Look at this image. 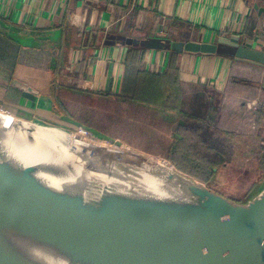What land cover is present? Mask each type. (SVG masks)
I'll return each instance as SVG.
<instances>
[{
	"label": "water",
	"instance_id": "obj_1",
	"mask_svg": "<svg viewBox=\"0 0 264 264\" xmlns=\"http://www.w3.org/2000/svg\"><path fill=\"white\" fill-rule=\"evenodd\" d=\"M135 43L264 67L236 37ZM62 117L82 134L0 111V264H264V183L232 200Z\"/></svg>",
	"mask_w": 264,
	"mask_h": 264
},
{
	"label": "crops",
	"instance_id": "obj_2",
	"mask_svg": "<svg viewBox=\"0 0 264 264\" xmlns=\"http://www.w3.org/2000/svg\"><path fill=\"white\" fill-rule=\"evenodd\" d=\"M101 3L106 6L103 10L85 8V0H0V90L3 91L0 111L82 134L53 107L51 87L54 83H65L76 86L75 93L84 92L80 96H90L110 106L117 104L121 122L124 115L138 116L140 109L157 113L160 122L148 132L157 138L152 144L165 148V157L161 159L168 164L176 160L175 150L182 142L186 148L192 145H186L181 133L189 118L195 123L213 121L215 129L231 132L226 140L244 137L245 144L249 139L252 146H264V71L261 73L264 67L218 54L182 52L178 57L181 113L119 96L130 47L127 43L132 39H154L161 34L172 42L216 43L219 38L236 37L252 48L264 50V13L259 14L254 7L255 4L264 7V0H116L114 5L102 0ZM110 34L121 38L114 37L112 41ZM62 47V67L53 76L57 57L47 51ZM171 51L146 49L144 69L164 74ZM31 58L39 66L29 65ZM90 114L97 120L102 118L99 112ZM82 125L116 139L101 129ZM215 165V179L219 174L231 179L226 168H220L217 162ZM263 176L258 170L257 180L247 193L264 183Z\"/></svg>",
	"mask_w": 264,
	"mask_h": 264
},
{
	"label": "rangeland",
	"instance_id": "obj_3",
	"mask_svg": "<svg viewBox=\"0 0 264 264\" xmlns=\"http://www.w3.org/2000/svg\"><path fill=\"white\" fill-rule=\"evenodd\" d=\"M263 71L264 70H261V73H263ZM0 92L3 91L0 90ZM62 96L66 102L68 101L70 114L74 119L78 120L82 116L87 115V112L90 111L99 112L102 118L97 120V125L108 135L116 138L114 139L115 141L118 140L123 146H129L131 149L141 152V154L150 158H157L159 161L167 163L161 159L165 157L163 152L165 148H157L156 145L152 144L151 141L157 140V138L148 132L150 127H156L160 122L157 113L149 109H140L138 116L133 113H131L130 116L124 115V119L121 122L117 115L119 111V106L117 104H111V106L109 103L108 105L105 103L101 104L99 99H92L90 96H76V94L72 93H62ZM81 106L86 108L83 114L80 110ZM102 110H104L103 114L101 112ZM221 110L222 108L220 111ZM193 116L196 118L199 117L197 115ZM116 122H118V125H116ZM198 122L199 123L192 122L189 118L186 126L198 133L200 132L197 139L198 142L201 141L200 144H203V149L198 150L196 148L197 144H193L188 147V152L186 151V154L189 156L195 155L199 161L211 165H215V162H217L220 168H226V175L231 177L230 180L219 174L217 179L214 177L206 186L232 200H237L239 202L247 201L251 196L249 195L250 192H247L253 186L254 181L257 180L256 177L259 170L257 164L262 157L264 146L259 144L252 146V142L249 139L248 144H245L243 140L247 138L244 137L226 140L231 137V132L224 130L220 131L216 129L217 132L224 133L225 136L215 137V123L213 121L209 120V122L207 121L204 123H202V121ZM156 148L159 150L157 151ZM245 156L247 159H243ZM240 159H242V161H240ZM263 179L264 178H262V180ZM258 186L261 185L258 184L257 187H254L252 194L257 192L259 189Z\"/></svg>",
	"mask_w": 264,
	"mask_h": 264
},
{
	"label": "trees",
	"instance_id": "obj_4",
	"mask_svg": "<svg viewBox=\"0 0 264 264\" xmlns=\"http://www.w3.org/2000/svg\"><path fill=\"white\" fill-rule=\"evenodd\" d=\"M87 4L85 8L87 9H97L103 10L106 8L102 6V0H85ZM259 1V0H258ZM107 4L114 5L116 0H106ZM123 36V35H122ZM110 40H117L116 37L121 38L120 35L110 34L108 35ZM115 37V39H114ZM125 37V36H123ZM114 39V40H113ZM141 39H132L128 41L127 44H130L127 59L125 61V70L122 78V86L119 96L130 102H136L139 104H144L159 109H164L173 112L181 113V102H182V93L179 84V68H178V57L179 53L171 51L168 58V64L164 74L160 75L157 73H151L144 69L143 62L145 58L146 49L140 46L137 41ZM143 40V39H142ZM63 47L58 50H48V54H52L57 57V67L52 70V74H58L62 67V55ZM40 52V51H38ZM41 53V52H40ZM42 54V53H41ZM44 56V55H43ZM48 57V56H47ZM45 58V56H44ZM46 60V59H45ZM31 66H39L35 63L34 59H30ZM47 67V65H45ZM251 84L252 83H247ZM76 86H68L65 83H54L51 87L50 96L53 103L55 111L67 118H73L70 114V106L68 101L66 102L63 99L62 93L67 92L66 94H79L75 93ZM89 92V91H87ZM84 93V92H82ZM79 94L84 95V94ZM92 93V92H91ZM77 96V95H76ZM81 113L86 111L84 106H81ZM93 111L87 112L88 115L82 116L78 119L80 124H86L94 128H100L97 125V119L92 116ZM182 137L185 140L186 145L197 144L196 148L198 150L203 149V144L198 142V135L200 132L187 127H181ZM224 133L217 132L215 129V137H223ZM184 142H182L179 147L175 150V161L169 162L173 168L187 177L203 184L208 185L215 177L216 174V165H211L203 161H199L195 155L185 154L188 151V147L184 148ZM186 149V150H185ZM195 150V147H194ZM259 170L264 173V154L259 161ZM252 192V191H251ZM250 192L249 195H252Z\"/></svg>",
	"mask_w": 264,
	"mask_h": 264
}]
</instances>
